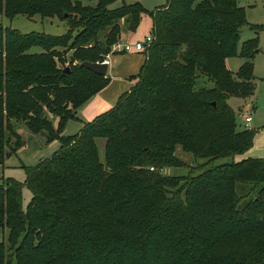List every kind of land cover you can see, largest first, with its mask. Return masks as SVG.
Returning <instances> with one entry per match:
<instances>
[{
  "label": "trees",
  "instance_id": "16d2710c",
  "mask_svg": "<svg viewBox=\"0 0 264 264\" xmlns=\"http://www.w3.org/2000/svg\"><path fill=\"white\" fill-rule=\"evenodd\" d=\"M114 1L0 0L8 17L57 15L68 25L51 35L0 21V163L10 136L14 149L22 145L14 122L60 143L22 165L23 181L0 182V227L8 228L0 264H264V156L234 160L255 130L237 127L227 101L254 89L264 24H250L254 35L238 49L247 23L238 0H167L150 12L153 38L136 82L64 134L109 80L80 62L115 52L122 23L134 31L145 10ZM236 53L244 61L233 73L225 58ZM177 144L208 162L231 158L194 174H163L182 164ZM23 185L31 191L25 208Z\"/></svg>",
  "mask_w": 264,
  "mask_h": 264
},
{
  "label": "rangeland",
  "instance_id": "374dc122",
  "mask_svg": "<svg viewBox=\"0 0 264 264\" xmlns=\"http://www.w3.org/2000/svg\"><path fill=\"white\" fill-rule=\"evenodd\" d=\"M79 1L83 5H94L96 2V0ZM136 1H138L145 8L140 15V25L135 33V39L143 41L145 36L149 34V28L147 25L150 24V20L152 19L150 12L159 6L166 4L167 0H124L126 3H133ZM121 2L122 0H115L110 6H118ZM238 3L244 6L246 19L248 21L240 28V39L237 46L239 49L241 42L252 36L251 34L254 32L250 24H264V0H238ZM0 21L4 26L16 28L23 33L40 32L51 35H61L68 30L66 20L57 15L42 16L35 13L31 16H27L26 14L18 13L12 17H8L3 13H0ZM121 28V35L126 39L127 35H129V29L126 28L125 24L121 25ZM258 46L260 47V51L255 57H253V73L256 77H254V89L252 93L247 97L233 95L227 98L228 104L234 111L237 127L243 128L247 125V127L255 130L252 144L244 151L234 154V160H240L248 156L246 154H248L251 149L253 152L256 150H260V152L264 151V32H261V35L258 36ZM39 49V46H32L30 48L31 51ZM225 59L227 67L233 73L237 72L239 66L244 61V57L238 53L228 55ZM134 77L136 78L135 75ZM207 84L211 85L212 82L210 81ZM245 99L246 102H244ZM247 111L253 120L246 123L244 121V115L248 113ZM79 124V121L76 119L68 120L63 128V133L71 134L78 131L82 126ZM13 125L15 131H17L20 135L22 145L14 149L13 145L16 137L10 136L4 147V151L5 153H8V155L4 158V161L1 164L3 165L4 177L12 176L19 181H23L25 178V170L22 165L35 164L39 159L50 156L52 152L59 147L60 143L58 139L47 141L45 134L32 132L22 121L14 122ZM96 140L100 156L103 157L104 138H98ZM174 153L182 160V164L178 166L163 167L161 170L163 174H194L201 168L209 166L213 163L229 160L231 158L220 157L216 158L213 162H208L207 157L195 158L189 151L183 150L178 144L176 145ZM30 197V189L26 185H23V208L26 207ZM7 232V226L0 227V242H4L6 247L8 245Z\"/></svg>",
  "mask_w": 264,
  "mask_h": 264
},
{
  "label": "crops",
  "instance_id": "0c3cea01",
  "mask_svg": "<svg viewBox=\"0 0 264 264\" xmlns=\"http://www.w3.org/2000/svg\"><path fill=\"white\" fill-rule=\"evenodd\" d=\"M123 24L125 23L123 22L122 25ZM139 25H140V22L134 31L129 30V35H127L126 39L122 37L120 33L119 41L122 40V41H127L130 43H135L136 41H139L138 39H135L136 38L135 33L137 32ZM147 26L149 28V34H150V30L152 26V19L150 20V24ZM261 32H264V29L259 30L257 35L258 36L261 35ZM251 35L253 36L254 32ZM259 51H260V47L253 57H255ZM144 58H145V55H144L143 50H136L134 48H131L129 51L128 50L127 51H123V50L115 51V52L110 53L107 56L106 59L108 61V66H107L106 74H109V80L106 83V85L100 88L96 93H94L90 98H88L82 105H80L77 108L76 116L78 117V119L76 120L79 121L80 126L84 122L89 121L92 118H94L99 113L112 107L116 103L119 96L131 88V86L137 80V78H135L134 75L138 72L139 68L141 67L144 61ZM244 102H246V99ZM252 120L253 118L251 117V119L248 122ZM54 121L56 124V120ZM53 140H56V139H53ZM246 155L252 156V157L264 156V151L260 152V150L258 151L256 150L253 152L251 149ZM2 166L3 165L0 163V182H2L4 178V174H3L4 172H3Z\"/></svg>",
  "mask_w": 264,
  "mask_h": 264
},
{
  "label": "built area",
  "instance_id": "2783aa9c",
  "mask_svg": "<svg viewBox=\"0 0 264 264\" xmlns=\"http://www.w3.org/2000/svg\"><path fill=\"white\" fill-rule=\"evenodd\" d=\"M152 38H153L152 34H147L145 38L143 39V41H136L135 43L117 40L112 44L111 47L114 51H122V50L127 51V50H130L131 48H134L136 50H143L151 42ZM104 60H107V59L105 58ZM250 119H251V115L248 112L244 116V120L245 122H248ZM150 168H153V166H150Z\"/></svg>",
  "mask_w": 264,
  "mask_h": 264
},
{
  "label": "water",
  "instance_id": "95a60500",
  "mask_svg": "<svg viewBox=\"0 0 264 264\" xmlns=\"http://www.w3.org/2000/svg\"><path fill=\"white\" fill-rule=\"evenodd\" d=\"M80 64L97 74L105 75L107 66H108V61L107 60H102V61L83 60L80 62ZM66 68L68 69V67Z\"/></svg>",
  "mask_w": 264,
  "mask_h": 264
}]
</instances>
